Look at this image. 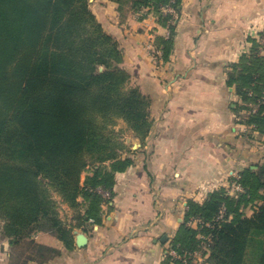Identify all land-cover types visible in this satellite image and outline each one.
<instances>
[{
    "label": "trees",
    "instance_id": "16d2710c",
    "mask_svg": "<svg viewBox=\"0 0 264 264\" xmlns=\"http://www.w3.org/2000/svg\"><path fill=\"white\" fill-rule=\"evenodd\" d=\"M115 1L123 9L124 0ZM181 4L128 0L137 14L156 11L170 31L157 40L166 61L177 18L163 17L164 8L179 14ZM123 60L90 0H0V233L13 247L28 239L37 249L13 264L44 263L59 254L35 242L36 234L49 232L68 244L73 230L58 219L52 190L82 208L83 221L100 223L105 198L99 191L114 195L116 173L132 165L120 157L124 142L106 129L124 119L146 137L151 104L139 87L129 86L132 76ZM228 84L237 87L243 102L235 108L238 123L264 134V44L253 40L252 52L232 67ZM257 167L241 172L242 192L220 188L202 204L189 201L173 248L197 251L204 243L209 264H264V162ZM236 181L231 176L229 183ZM223 206L226 216L217 220ZM252 206L255 213L248 217ZM192 219L211 227L195 229L188 225Z\"/></svg>",
    "mask_w": 264,
    "mask_h": 264
},
{
    "label": "crops",
    "instance_id": "0c3cea01",
    "mask_svg": "<svg viewBox=\"0 0 264 264\" xmlns=\"http://www.w3.org/2000/svg\"><path fill=\"white\" fill-rule=\"evenodd\" d=\"M94 3L97 17L109 19V2ZM180 9L168 61L157 42L170 36L168 28L153 16L140 22L128 12L125 65L150 99L152 127L140 138L128 125V151L120 157L132 165L116 173L114 195L104 191L101 222L79 223L68 244L52 233L38 234L37 243L59 254L27 264H177L168 251L189 201L202 204L220 188L229 192L231 176L264 162V134L238 123L235 108L243 102L228 84L232 67L264 33V0H182ZM105 29L121 40L123 31L113 24ZM150 41L157 43L156 57ZM255 208L246 210L248 217ZM77 231L87 238L83 247ZM12 248L0 233V264H11ZM208 259L205 250L202 264Z\"/></svg>",
    "mask_w": 264,
    "mask_h": 264
},
{
    "label": "rangeland",
    "instance_id": "374dc122",
    "mask_svg": "<svg viewBox=\"0 0 264 264\" xmlns=\"http://www.w3.org/2000/svg\"><path fill=\"white\" fill-rule=\"evenodd\" d=\"M90 1L94 2V0H90ZM103 1L106 3H107V1L109 2V8L106 12V14H107L106 16L109 19L104 18L105 21H104V19L102 20L98 17H97V19H98L99 23H101L103 25L104 29H105V23L107 24L109 22L110 24H113L116 28L123 31L121 34V40L118 37L114 36L113 34H110V33L109 34L112 35V37L118 42L119 47L121 48V50L123 52V58H124V55H128V51L125 52L124 43L122 41H123V39L125 40L124 42L128 41V39H125V38L128 37V16L130 15V14H128V12L129 13L133 12V10L130 8L131 4L128 5V0H124V6H123V9H121L118 2H116L115 0H103ZM170 9L172 11L169 12L168 10H170ZM133 13L136 16V18L138 20H140V22H142L143 20H145L148 17L153 16L154 19L156 18L158 23L161 24L160 19H159V15L156 14L157 12L154 10L150 14H147L148 13L147 9L142 10L141 13H138V14L135 12H133ZM168 14H170V15L173 14V16H175L177 13L175 12L174 8L168 6V7L164 8L163 17H166ZM171 20L168 22H171ZM263 37L264 36H262V37L260 36V38H259V40H260L259 42H260L261 46L264 44V38ZM148 48L151 50V55H153L154 57H156L158 55V54H154V53H156L155 51L158 49L157 43H155L154 41H150L148 43ZM121 66L126 71H128V68L125 65V60H123V63L121 64ZM100 70L103 71V68L101 67ZM129 86L134 87V88L139 87L136 82L132 81V78H131V82H130ZM115 121H116L115 124L108 125L106 132L109 133V135L111 137H114L115 140L117 139L121 142H124V144L126 145L125 149H126V151H128V135H129L128 123L124 119H116ZM150 121H151V118H150ZM151 123H153V122L151 121ZM131 145L132 144L130 142L129 146L131 147ZM230 186H232V185L230 184ZM51 194L53 195V199L56 201V211H57L58 219L61 220V222H63L64 226L66 228L70 229L71 231L74 230L75 228H77L78 224L82 223L84 218H86V216H84L86 214L85 211H83V209L80 207H75V206H72L70 204H66L62 200L61 196L58 193H56L54 190L51 191ZM80 216H82V217H80ZM188 225H189V223H188ZM37 235L38 234L33 236L35 242H37L35 239ZM257 239L261 240L262 236L259 235V237ZM30 243H31V241L26 239V240L20 242L19 244L14 245V247L12 248V251H11L12 252V264L15 262H17V263L22 262L26 258V256L29 253H31L32 251L37 252V249H35L34 245H32ZM47 255H49V254L47 253ZM203 259H202V262H203ZM200 262H201V260H200Z\"/></svg>",
    "mask_w": 264,
    "mask_h": 264
},
{
    "label": "built area",
    "instance_id": "2783aa9c",
    "mask_svg": "<svg viewBox=\"0 0 264 264\" xmlns=\"http://www.w3.org/2000/svg\"><path fill=\"white\" fill-rule=\"evenodd\" d=\"M169 12L172 11L171 9L168 10ZM156 53L154 54H159V51H155ZM235 179L237 180L232 184L230 187L229 193L231 195L233 194H238L239 192H242V187L239 184V180L241 179V174H234ZM103 196H108V193L104 192L103 190L99 191ZM226 216V206H223L221 209L217 220H223ZM189 225H195V229H203L204 227H211L210 222H203L201 220H196L192 219L189 221ZM193 227V226H192ZM202 239H208L205 235L201 236ZM206 244L203 243L202 248L197 251H186L183 253H179L176 249H171L168 251V256L173 260V261H181L183 264H202V259L204 258L205 255V248ZM201 260V262H200Z\"/></svg>",
    "mask_w": 264,
    "mask_h": 264
},
{
    "label": "water",
    "instance_id": "95a60500",
    "mask_svg": "<svg viewBox=\"0 0 264 264\" xmlns=\"http://www.w3.org/2000/svg\"><path fill=\"white\" fill-rule=\"evenodd\" d=\"M138 146V144H135V147ZM87 242V238L84 233L81 231H77V243L80 247H83Z\"/></svg>",
    "mask_w": 264,
    "mask_h": 264
}]
</instances>
